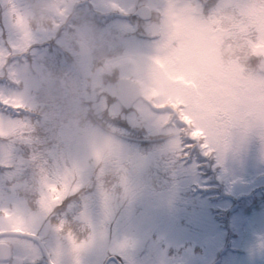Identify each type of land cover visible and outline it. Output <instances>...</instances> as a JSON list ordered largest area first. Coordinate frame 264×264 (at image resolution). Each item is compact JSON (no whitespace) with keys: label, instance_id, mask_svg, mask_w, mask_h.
Instances as JSON below:
<instances>
[{"label":"clouds","instance_id":"9594fccd","mask_svg":"<svg viewBox=\"0 0 264 264\" xmlns=\"http://www.w3.org/2000/svg\"><path fill=\"white\" fill-rule=\"evenodd\" d=\"M137 7L157 42L148 55L113 54L92 26L68 28L74 21L62 0L9 5L10 26L21 48L33 32L67 29L68 51L83 82L110 94L113 114L129 116L160 142L161 158L183 157L191 147L220 158L230 147L264 142V0H218L208 15L193 0H139ZM5 67L0 55V69ZM9 79L13 90L0 94V106L20 118L0 124V136L9 137L0 139L30 137V118L38 108L42 126L58 130L61 143L34 194L8 207L11 217L0 215V241L11 251L5 258L0 249V264H82L84 254L103 241L100 225L132 203L146 165L108 114L83 103L70 86L54 89L35 74ZM86 185L95 193L98 222L84 213L60 228L48 209L58 211L70 193Z\"/></svg>","mask_w":264,"mask_h":264},{"label":"rangeland","instance_id":"374dc122","mask_svg":"<svg viewBox=\"0 0 264 264\" xmlns=\"http://www.w3.org/2000/svg\"><path fill=\"white\" fill-rule=\"evenodd\" d=\"M29 2L0 0V55L6 62L0 69V94L13 90L9 79L13 75L45 77L54 89L61 83L68 85L83 103L108 114L123 142L146 165L132 203L100 225L103 241L84 254L82 264H105L109 258L119 264H264V142L252 139L230 147L220 158L205 157L198 147L185 149L183 157H159L160 142L137 128L129 116L113 114L110 94L83 82L68 51L67 29L33 32L29 43L20 47L10 26L9 5ZM62 2L74 21L68 28L92 26L106 38L109 52L148 55L155 51L157 42L147 21L134 16L139 0ZM193 2L208 15L218 0L207 6L201 0ZM35 103L38 106L40 100ZM34 112L38 119L30 118L34 126L30 137L0 139V208L24 204L34 194L41 172L49 174V162L57 159L59 132L51 125L42 126V113L38 108ZM0 117L20 118L2 106ZM200 157L206 161L202 165ZM6 161L10 167L4 166ZM84 213L94 224L98 222L99 207L90 185L70 193L55 217L76 223Z\"/></svg>","mask_w":264,"mask_h":264},{"label":"snow or ice","instance_id":"6c2138e0","mask_svg":"<svg viewBox=\"0 0 264 264\" xmlns=\"http://www.w3.org/2000/svg\"><path fill=\"white\" fill-rule=\"evenodd\" d=\"M12 11L15 12V9H13ZM187 83H189V84H193V86H194V82L191 81V80L187 81ZM3 121H4V119H3L2 117H0V124H2ZM196 135H197V134H193L194 139H195V136H196ZM0 138H9V137L0 136ZM26 138H27L26 136L21 135V136H19V137L14 138L13 140H21V141H24V140H26ZM192 148H195V147H191L190 149H192ZM204 155L207 156L208 153L205 152ZM4 166H5V167H10L11 164H10L9 162L6 161V162L4 163ZM56 212H57L56 209H53V208L48 209V213H49V215H51V216H55V213H56ZM0 215H3L4 217H11V216L13 215V210L10 209V208H8V207L0 208ZM64 223H66V221H64V220H60V221H59V227H60V228H63ZM0 249H4V250H5V258H8V257L11 256V251L8 250V249L6 248V242H4V241H0Z\"/></svg>","mask_w":264,"mask_h":264},{"label":"water","instance_id":"95a60500","mask_svg":"<svg viewBox=\"0 0 264 264\" xmlns=\"http://www.w3.org/2000/svg\"><path fill=\"white\" fill-rule=\"evenodd\" d=\"M205 1H211V0H205ZM134 16L138 17L141 21H147V17L143 11H141L139 8L136 9ZM113 261L116 264H119L118 261L115 258H109L106 260L105 264L108 262Z\"/></svg>","mask_w":264,"mask_h":264},{"label":"trees","instance_id":"16d2710c","mask_svg":"<svg viewBox=\"0 0 264 264\" xmlns=\"http://www.w3.org/2000/svg\"><path fill=\"white\" fill-rule=\"evenodd\" d=\"M143 143H145V142H143ZM205 162H206V161H201V160L199 161L200 164H204ZM0 171H2L1 168H0Z\"/></svg>","mask_w":264,"mask_h":264}]
</instances>
